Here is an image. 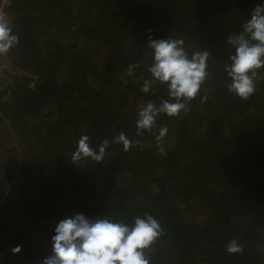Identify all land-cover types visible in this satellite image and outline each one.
<instances>
[{"label":"trees","instance_id":"trees-1","mask_svg":"<svg viewBox=\"0 0 264 264\" xmlns=\"http://www.w3.org/2000/svg\"><path fill=\"white\" fill-rule=\"evenodd\" d=\"M261 4L10 0L19 43L7 56L42 81L30 89L28 78H14L0 99V264H43L56 225L77 214L132 227L145 213L165 232L146 250L150 264H264V68L246 101L227 91L226 71L228 37ZM150 38L182 40L189 58L208 51V76L187 115L158 113L137 135L143 105L176 102L148 71ZM120 132L143 147L125 152L113 143ZM82 135L97 152L109 141L103 161H72ZM232 240L242 253L227 252Z\"/></svg>","mask_w":264,"mask_h":264},{"label":"clouds","instance_id":"clouds-1","mask_svg":"<svg viewBox=\"0 0 264 264\" xmlns=\"http://www.w3.org/2000/svg\"><path fill=\"white\" fill-rule=\"evenodd\" d=\"M18 43L19 37L13 34L7 13L0 11V56L6 55ZM227 43L235 48L234 55L229 57L231 65L226 69L231 81L227 91L246 101L257 91V70L264 68V4L252 10L243 26V33L230 35ZM182 44V40L174 39L149 40L154 63L148 71L155 80L167 84L170 96L176 102L164 100L159 108L152 102L143 105L137 113V135L141 130L153 129L158 113L170 118L178 117L182 112L187 115L190 111L188 103L200 95L201 86L208 76L210 54L208 51L197 52L189 58ZM140 91L149 92L148 81ZM206 100V96L202 97L201 103ZM167 133L168 127H161L156 139L162 140ZM113 143L122 145L125 152L133 146L143 147L141 141L129 139L124 132H120ZM108 146L109 141L104 139L97 152L90 146L89 136L82 135L72 154V161L91 158L101 162ZM164 234L160 221L148 213L144 218H136L132 227L106 218L90 221L77 214L56 225L55 235L52 236V255L44 259L43 264H150L146 250ZM11 251L19 253L21 248L18 246ZM227 252L242 253L243 246L232 240L227 245Z\"/></svg>","mask_w":264,"mask_h":264},{"label":"built area","instance_id":"built-area-1","mask_svg":"<svg viewBox=\"0 0 264 264\" xmlns=\"http://www.w3.org/2000/svg\"><path fill=\"white\" fill-rule=\"evenodd\" d=\"M10 6V0H0V11L7 13V8ZM8 21L10 18L8 17ZM19 77L28 78V88L34 89L37 87L42 79L31 71H25L17 66H14L7 54L0 56V99L6 101L11 96L10 87L13 85V79Z\"/></svg>","mask_w":264,"mask_h":264},{"label":"rangeland","instance_id":"rangeland-1","mask_svg":"<svg viewBox=\"0 0 264 264\" xmlns=\"http://www.w3.org/2000/svg\"><path fill=\"white\" fill-rule=\"evenodd\" d=\"M6 147L8 148H11L12 149V153H19V148H18V144H15L13 145V143H10V144H7Z\"/></svg>","mask_w":264,"mask_h":264}]
</instances>
